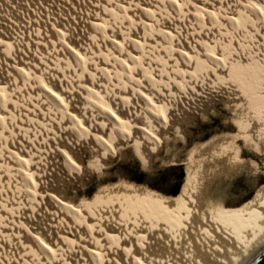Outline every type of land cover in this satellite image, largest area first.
I'll list each match as a JSON object with an SVG mask.
<instances>
[{
  "label": "bare ground",
  "instance_id": "obj_1",
  "mask_svg": "<svg viewBox=\"0 0 264 264\" xmlns=\"http://www.w3.org/2000/svg\"><path fill=\"white\" fill-rule=\"evenodd\" d=\"M55 1L0 0V52L17 54L14 60H0V67L9 71L0 76V122L4 125L0 130L5 131V137L0 132V264L249 263L264 247V195L257 207L243 211L229 206L222 187L245 173L248 165L259 166L240 158L236 143L243 141L248 150L264 152V65L255 52L254 56L234 52V57H228L230 46L223 29L230 30L232 24L225 27L229 22H239L249 4L264 13L262 0H248L238 8L234 6L238 0H59L60 7ZM88 2L94 4L86 11ZM168 2L172 6L168 4L165 11ZM175 5L185 7V19L175 15ZM63 9L69 10L67 17ZM118 13L131 23L118 20L119 26H114L113 14ZM206 16L216 24L204 23ZM196 17H203L202 25ZM197 24L204 28L193 37ZM130 27L128 32L121 30ZM98 30L105 34L101 37ZM152 31L160 43L147 37ZM31 37L44 46L45 53H55V58L52 53L50 57L59 71L53 77L34 69L29 64L31 56L21 58L24 48L33 43ZM162 52L174 56L170 65L163 61ZM81 63L82 72L77 71ZM202 66L210 68L209 74L202 72L203 80L218 81L235 95L225 103L238 108L231 125L242 132L233 135L226 130L192 150L187 147L183 154L171 155L167 150L173 137H181L186 145L184 125L195 118L188 107H180L179 92L190 90L199 101L207 98L200 83L196 85V72ZM243 71L257 75L256 86L242 83ZM67 77L74 83L68 84ZM131 79L138 85L135 90L127 86ZM31 81L37 91L32 87L29 93L42 97L37 102L38 131L33 130L32 113L24 108L29 100L23 94ZM254 102L262 110L252 106ZM175 109L180 114L176 110L175 115ZM70 129L87 141L77 152ZM53 130L60 136H54ZM48 133L53 140L57 137L52 145L42 137ZM37 143H42L41 151ZM49 146L50 153L46 152ZM123 149H140L148 174L159 164L189 165L177 206L138 194L99 195L104 190L96 187L77 193L73 203L68 201L69 192L48 181L42 161L36 162L45 152L62 175L68 169L69 176H82V180L85 160L95 161L106 172ZM94 171L91 180H95ZM79 184L80 189L85 186ZM33 197L42 199L41 207L29 205L27 198L33 202Z\"/></svg>",
  "mask_w": 264,
  "mask_h": 264
},
{
  "label": "rangeland",
  "instance_id": "obj_2",
  "mask_svg": "<svg viewBox=\"0 0 264 264\" xmlns=\"http://www.w3.org/2000/svg\"><path fill=\"white\" fill-rule=\"evenodd\" d=\"M80 1L82 3V0H80ZM206 1L214 2L215 0H206ZM218 1L222 2L223 0H218ZM238 1L239 2L235 1V3H234V6L237 7V8L239 6H241V5H244V3L248 2V0L247 1L246 0H238ZM86 2H87V0H86ZM263 2H264V0L261 1V3L264 6ZM58 3H59V0L56 2V7H60L59 5H57ZM93 4H94V2L86 3L85 10L87 11L90 8H92ZM168 4L171 5L170 2L165 3V11H168V8H167L169 6ZM252 6H253L252 4L251 5L249 4L246 7V9L244 11L245 13H243L242 16L239 18L240 24H239V22H235L236 24L234 22H229L228 24L225 25V27L229 26V28H230L231 24H232V27H231L232 29L231 28H230V30L228 28H224L226 30L223 29L224 35L226 34L225 35V40L227 39L226 41H227V43L229 42V46L230 47L232 46L231 48L228 47L229 50H228V53H227V51H226V53H227L228 57L229 56L230 57H234V55H237V53H240V52L243 55H249V56H252V55L254 56L255 54H257L258 58L257 57L256 58L262 61L261 65H264V41H261L262 38H264V13L260 12V10H258L255 6H253L254 8H252ZM73 7H74V5H73ZM176 7H177V5H175L176 11L178 10L177 12L174 10V7L172 8L173 11L176 13V14L175 13L174 14L177 15V17H179V18H184L185 19V17H184L185 16V9H183L185 7L178 6L179 9L176 8ZM180 9H181V12L179 11ZM254 9L257 11V13H256V11ZM68 11H69L68 9H67V11L65 9H63L65 17L68 16L67 15ZM246 11H248L249 14L246 13ZM253 12H255L256 14L253 13ZM244 14H245V16H244ZM258 14H259V16H257ZM262 14H263V17L260 16ZM113 15L115 17L113 16L114 18L112 20V23L116 27L119 26V25H117L119 23L118 20H122V21L125 20L127 24L131 23L128 18L125 19L126 16H124V14L122 15V13L121 14L120 13L113 14ZM123 16H124V18H123ZM198 18L196 17V20H198ZM200 18L201 19L198 20V24L202 25L201 22H203V17H200ZM204 18L206 19V20H204V23H206L207 21L208 22H213V20H214V19L211 20V18H209V17L207 18V16L204 17ZM200 20H201V22H200ZM110 21H111V18H110ZM213 23L216 24L215 21ZM198 24L196 26V29H194L192 31L190 29L191 33H193V37H197L199 33H202L201 30L204 28L203 26H199ZM236 25L237 26L239 25L240 27L238 26V28H237ZM235 26H236V28H235ZM131 28L132 27H130L129 29L127 28V30L123 28L121 30H123L124 32H128V30L130 31ZM13 29H14V27H13ZM246 30H248V31H246ZM103 31L98 30V33L101 34V37L103 36V34H105V32H103ZM193 31H195L196 33L193 32ZM240 33H242L241 36H240ZM152 34H153V31L147 37H151L152 38L151 39L152 42L156 41V43L157 42L160 43L161 39H158V37H157V39H155V37L152 36ZM247 36H248V38H247ZM28 39L29 38L27 37V41H28ZM32 39H33V43L30 42V45L27 46L28 49L26 48L27 50L24 48L25 51L24 50H23L24 52L22 51L23 54L21 55V58H22V56H23V59H24V57H27V56L30 57L31 56L29 58L30 59L29 64H31V66L34 69L35 68L43 69V70L46 71V73H47L46 76L48 75L47 77H51V76L53 77V74H55V73H57V71H59V69L56 70L54 68V66H52L53 65L52 63L54 62L52 60H53V56L55 58V55H54L55 53L53 51H50L48 54L45 53L43 51V49H42V48H44V46H42V44L40 45L36 41L35 38H32ZM34 42L35 43L37 42V43L35 44ZM168 42H170V40ZM168 42H167V44H169ZM38 48H40V49L38 50ZM10 52H11V50H6V51H3V52H0V60L1 61L3 59L4 60L5 59L9 60V61L14 60L13 58L17 57V56L14 57V55H17V54L15 52H14V54H13V52H11V53ZM32 52H34V53H32ZM254 52H255V54H254ZM26 53H28V55ZM44 53H45V55H44ZM51 53L52 54L54 53L53 56L51 55L52 58L50 57ZM162 53H160L159 56H161ZM232 53H234V55ZM32 55L34 56V58H32L33 57ZM41 56H43L44 61H43ZM162 56H165V53H163ZM169 56H171V55H169ZM169 56L166 55L165 58L163 59V61L165 62V64L167 63V64L170 65L169 61H171L174 56H171L170 58H169ZM10 58H12V59H10ZM19 58H20V56H19ZM46 58H48V60H50V62H47ZM167 58H169V59L167 60ZM37 61H38V63H37ZM107 63H109V61ZM39 65H41L43 67H41ZM79 65L80 66H77L79 68H77V67H74V68H77L78 69V70L76 69L77 71L82 72L83 71V63H81ZM207 65H209V66L211 65L210 68L213 66L212 63L211 64L209 63ZM209 66H204V67L202 66L200 69H197L198 72H196L197 75H199L198 80L200 79L199 81L198 80L196 81V85H198L200 83V85H198V87H203V89H201V90L204 93V96H206L207 94L209 95V96L208 95L206 96L207 98H203L204 101H199V98H197V99L194 98L195 95H194V93L192 94V92L190 90L189 91L188 90L185 91V93H184V91H182V93H181V91L179 92V98H181L180 102H179L180 107L182 106V109H185V110L188 107L189 110L192 111L191 114L193 116H195V118L193 120L191 119V121L188 120L189 122H192V124L189 123V124H185L184 125V129H186L185 130L186 131L185 135L187 136V139H188V143L186 145H184V143H183L184 139H181V137H179V136L178 137H173L172 141L170 142L169 148L167 150L171 155H176L178 153L179 154H183L184 150L187 147H190V149L192 150V149L195 148V146H196L195 144L200 143L202 141H206L207 142V141L211 140L212 137L225 133L226 130H227V132H231L233 135H238L240 132H242V129L239 126L232 127V125H231V122H234V120H237L236 114L238 112V108H236V107L234 108L232 106L230 108V105L226 106L227 101H229V100L231 101L233 97L236 98L235 95L233 93H229L226 90L225 86H223L222 83L219 84L218 81L213 80L214 81L213 82L210 79L209 80L208 79L207 80L206 79L203 80V77H206V75L210 73ZM9 67H11V66H9ZM2 68H6L7 69L6 66L0 67V69H1L0 70V72H1L0 76L1 75L6 76L5 74H8L9 71L7 72L8 69L6 70V69H2ZM47 68H50V69H47ZM205 68H207V69L209 68L208 69L209 71L207 69H205ZM62 69L66 70L65 68H62ZM55 70H56V72H54ZM202 72H204V73L206 72V75L204 73H202ZM59 74H61V73H59ZM240 78L243 79L242 83L246 84L249 88L256 86V78H257L256 74L247 73L246 71H243L241 73V75H240ZM66 79H68V82H67ZM66 79H65V81L68 84H69V82L70 83H74V82H72L74 80H72L70 77H67ZM107 79L108 78H106V80ZM131 81H132V79H131ZM207 82H208V84H205ZM27 83L28 84H26V85L28 86V88L25 90V93L23 94L24 95L23 97H26L25 95L28 94L27 97H26V100H29V102H28V104L25 105L24 108L29 109V111L32 113V116H30V117H31V119H34V120H32V124H33V127H34L33 130L34 129L36 130L37 126H38L37 118H39L41 116V114H39V111H38V110H40V106L38 108V103H39L38 101L41 100L42 97L37 95V94H36V97H33L32 94H31L32 90H34V88H35L36 89L35 91H37V86H36V84L33 81H31L30 83L29 82H27ZM131 83H129L127 86H130L131 89L135 90L138 87L136 81L133 80ZM203 84H205V85H203ZM169 85H171V83H169ZM217 85H219V86H217ZM29 87H30V89H29ZM32 87H34V88L32 89ZM29 92H31V93H29ZM231 94H232L233 97L231 96ZM226 97H228V98L226 99ZM191 98H192V103H190L191 102L190 101ZM34 99H35V101H34ZM196 100H198V101H196ZM35 102L36 103L38 102L37 106H36ZM186 102H187V104H189V106L186 104ZM33 103H34V106H33ZM256 104L257 103L254 102V103H252V106H255L256 108H258V106L260 104H258V105H256ZM197 106H199V107H197ZM235 106H237V105H235ZM29 107H31V110H30ZM190 107H192L193 109H191ZM199 108H200V110H197ZM262 108H263V106H261V107L259 106L258 110H262ZM176 110L180 114L178 109H175L174 114L176 113L175 115H177V111ZM203 111H204V114L202 113ZM33 114H35V115L33 116ZM233 118H235V119H233ZM34 122H36V123H34ZM0 126L2 128L4 125L1 124V122H0ZM57 129H59V130H57ZM38 130H36V131H38ZM54 130L55 131H59V132L62 133V130H60L59 127H57V128L55 127ZM54 130H53V132H55ZM0 132L4 136V134H5L4 132L5 131H3L1 129ZM70 132L75 137V142H72V147L74 145L75 151L77 152L78 148L80 149V147L82 145H84L87 141L85 139L80 140L81 138L78 139L77 138L78 136L75 134L76 132L73 131V133H72V129H70ZM187 132H188V134H187ZM57 133L58 132H55L54 136L55 135L58 136L60 134V133H58V134ZM49 134L50 133H48V135L45 134L42 137H44L43 138L44 140L48 139V141H51V145H52L55 142V138H57V137H55L54 140H53V137H52L53 134H50V135ZM50 136H51V138H50ZM83 138H85V137H83ZM52 141H53V143H52ZM37 144H38L37 145L38 147L36 146L37 149L40 148V151H41L42 150L41 148H43L41 146L42 143H40L41 145L39 143H37ZM235 146L234 147H235L236 151L238 152V156L240 158L247 159L248 161L254 160V161L257 162V164L259 166L257 168H255L253 166L251 167L250 165H248L245 173L240 174L237 177L236 176L232 177L233 179L231 180V182L228 183V184H224L225 186L222 187L223 188L222 194L224 195V197H226L225 201L230 202L229 206L235 207L238 210L250 211L253 208L257 207L258 204H260V202L262 201V197L264 195V152L258 151L259 150L258 148H254L253 150H248L245 147V144H244L243 141H240V142L236 143ZM170 148H171V150H170ZM51 149L52 148L50 146L47 147L46 152L49 151V153H50V151H52ZM190 149H188V150H190ZM165 154H166V151H165ZM44 155H45V152H43L42 156L38 155V158H37L36 162L38 163V161H40V162L42 161L41 164L43 165V168H44V169L42 168L43 172L45 170V172H48L50 175L52 174L51 176L48 174V181H50L51 183H52V181H53V183L55 182L56 186L59 187V190H61V191L64 190L67 193L69 192L67 194L68 201H72L73 203L78 200L76 197H74V196L77 195V193L82 194L84 189H86V187L88 188L87 191L91 192L96 187V188H99L100 190H104V193H101L99 195H102V194H106V195L113 194V195H115V194H125V193L136 194V195L138 194L137 196H140V197H144L145 196L144 198H146V199L149 198V200H152V201H157L158 200L157 202L163 203L165 205L167 204L169 206L170 205L171 206H177V204L179 203V201L177 200V197L179 196V194L184 189V186H185V183H186L184 181V179H185L186 173H187V171L189 169V165H179V166L174 165V166H168V167L165 166L164 167V166L159 164V168L157 166L154 169L155 173L153 172L152 174H148L146 172L145 168H144L145 157L140 152V149L139 150H135V151H133L131 149H123L122 152H121V155H120V159H117V162H114V164L106 172L104 171L105 169L103 167H98V165H97V163L95 161H88V160L86 161L85 160V167H87V169L85 171L86 175L83 176V179L81 180L82 176L80 177V179L78 177L74 178V176H72V177L69 176V175H72V174H70L68 169H66V170L64 169L65 170L64 171L65 175H62L61 174L62 172H60L61 169L60 170L58 169V171H57L56 168H58V167H55V166H58V164L54 165V161H53V163H51L53 165H51L50 161L52 162V160L48 159L46 157V155L44 157ZM43 157H44V159H43ZM57 160H59V159H57ZM47 161L49 162V164H48ZM58 162L61 163L60 167L63 168L62 167V161L59 160ZM49 165H50V167H48ZM49 168L51 169V171L49 170ZM52 171H54V174H53ZM92 171H94L96 173V176L95 177L93 176L96 181L94 179H92V180L90 179V177H91L90 175L93 174ZM68 172H69V174H68ZM80 181H81V183L85 184V186L81 187V189H80V184H79ZM97 181H99V182H97ZM100 181H102V183ZM46 182L47 181H45V184H46ZM47 184H49V182H47ZM66 185H69V186H66ZM62 187H63V189H62ZM76 188H77L78 191L76 190ZM21 190L23 192H26L25 189H21ZM72 191H74V192H72ZM77 197H78V195H77ZM27 199L30 200L28 203H29V205H31L32 208H34V206L36 208L41 207L42 199L40 197L34 198L33 199L34 203L32 202L31 198H27ZM49 219L51 220L50 217H49Z\"/></svg>",
  "mask_w": 264,
  "mask_h": 264
},
{
  "label": "water",
  "instance_id": "obj_3",
  "mask_svg": "<svg viewBox=\"0 0 264 264\" xmlns=\"http://www.w3.org/2000/svg\"><path fill=\"white\" fill-rule=\"evenodd\" d=\"M247 264H264V247L263 249Z\"/></svg>",
  "mask_w": 264,
  "mask_h": 264
},
{
  "label": "trees",
  "instance_id": "obj_4",
  "mask_svg": "<svg viewBox=\"0 0 264 264\" xmlns=\"http://www.w3.org/2000/svg\"><path fill=\"white\" fill-rule=\"evenodd\" d=\"M171 206V205H170ZM171 207H174V206H171Z\"/></svg>",
  "mask_w": 264,
  "mask_h": 264
}]
</instances>
